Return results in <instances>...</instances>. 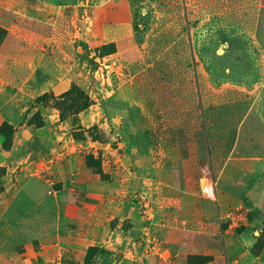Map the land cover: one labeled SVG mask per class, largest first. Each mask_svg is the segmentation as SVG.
<instances>
[{"label":"rangeland","instance_id":"374dc122","mask_svg":"<svg viewBox=\"0 0 264 264\" xmlns=\"http://www.w3.org/2000/svg\"><path fill=\"white\" fill-rule=\"evenodd\" d=\"M260 48L264 0H0V264H264V187L202 194L213 111L234 136ZM72 84L92 104L62 120ZM24 174L68 201L59 228Z\"/></svg>","mask_w":264,"mask_h":264},{"label":"crops","instance_id":"0c3cea01","mask_svg":"<svg viewBox=\"0 0 264 264\" xmlns=\"http://www.w3.org/2000/svg\"><path fill=\"white\" fill-rule=\"evenodd\" d=\"M34 1H37L40 5L63 3L70 5L78 2V0ZM119 3L124 5L123 1H120ZM122 20H127V18L125 17ZM122 20L119 18L118 22ZM106 29L109 30V34L106 36L114 38L109 41H116L117 38L131 33L130 28L124 30V28H120L119 25L114 26L113 28L109 27V29L108 25H103L102 32H106ZM64 31L69 32L68 30ZM47 36L48 34L44 37L46 41L49 39L56 44L59 42L57 36L55 39L48 38L49 36ZM107 41L108 40H101L100 42L106 43ZM58 45H56L57 48L59 47ZM260 50V60L258 65L260 72H264V48H260ZM237 89L238 94L244 97V101L240 98L238 99L239 102H235L234 99H232L233 95L230 98V100L237 104L238 108H235L237 112H239L238 115L240 117L234 127V136L232 135L231 137L230 132L222 127L227 126L226 124L230 127L229 125L231 124L229 122L224 123V120H227L230 116L236 115L233 107H231L229 111L230 113L228 110L225 112L222 111V107H224V99L221 100L222 102L220 101L216 104L213 111L214 120L217 121L220 119L219 125H211L206 131L208 142L210 144L212 142L209 147L212 176H210L209 179L215 183L216 195L218 192L219 195L231 196L236 199L251 196L254 193H258L260 189L264 187V76L259 77L251 87L237 86ZM227 97L228 95H225V98ZM247 121H249V125L245 128V134L242 136V131ZM140 164L142 163L140 162ZM36 176L40 177L39 175ZM20 179L21 182L23 181V183H25L21 190H23L25 194L32 192L35 194L34 197L38 198L32 206L34 211L36 212L40 210L42 213H46L48 209L53 211L55 213L54 229L59 228L58 226H60L61 219L64 220L62 212L65 211L66 208L68 210V201L63 199L60 191L53 194L49 191L50 196H46L44 193V187L38 184L36 178H33L32 176L24 174L20 175L19 179L16 178L18 181ZM37 184L40 186H37ZM32 185H35V187ZM32 189H34V191H31ZM173 189L181 192L182 188L174 184ZM39 227L40 230L43 228L41 225Z\"/></svg>","mask_w":264,"mask_h":264},{"label":"trees","instance_id":"16d2710c","mask_svg":"<svg viewBox=\"0 0 264 264\" xmlns=\"http://www.w3.org/2000/svg\"><path fill=\"white\" fill-rule=\"evenodd\" d=\"M50 95L47 93H44V94L36 97L34 100V103L32 105V108H36L40 104L44 105L45 104L44 100L47 99L48 97H50ZM58 98H60L62 101L63 100L68 101V104L65 107L58 106V110L60 111V119H62V120L66 118V116L62 112L64 109L67 111L68 110L71 111L72 114H77L81 111L87 110L92 104V101L89 98V96L86 93H84V91H82L78 86H76L74 84H72L71 87L69 88V90L62 93ZM96 251H98V248H92L91 250H89L88 256L91 257V255ZM93 263L94 262H93L92 258H89L88 261L86 260V261L82 262V264H93Z\"/></svg>","mask_w":264,"mask_h":264},{"label":"built area","instance_id":"2783aa9c","mask_svg":"<svg viewBox=\"0 0 264 264\" xmlns=\"http://www.w3.org/2000/svg\"><path fill=\"white\" fill-rule=\"evenodd\" d=\"M202 194L206 197V199L216 201V188L215 183L212 180H209L203 187H202Z\"/></svg>","mask_w":264,"mask_h":264}]
</instances>
